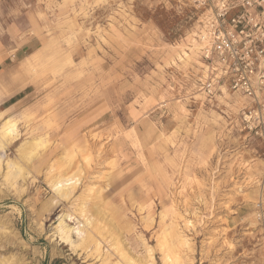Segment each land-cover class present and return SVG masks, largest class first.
<instances>
[{"label":"rangeland","instance_id":"obj_1","mask_svg":"<svg viewBox=\"0 0 264 264\" xmlns=\"http://www.w3.org/2000/svg\"><path fill=\"white\" fill-rule=\"evenodd\" d=\"M202 29L166 0H0L1 45L34 52L0 64V264H264V140L250 99L204 94Z\"/></svg>","mask_w":264,"mask_h":264},{"label":"built area","instance_id":"obj_2","mask_svg":"<svg viewBox=\"0 0 264 264\" xmlns=\"http://www.w3.org/2000/svg\"><path fill=\"white\" fill-rule=\"evenodd\" d=\"M201 12L198 37L208 79L204 94L222 89L251 100L244 121L264 140V0H166Z\"/></svg>","mask_w":264,"mask_h":264},{"label":"crops","instance_id":"obj_3","mask_svg":"<svg viewBox=\"0 0 264 264\" xmlns=\"http://www.w3.org/2000/svg\"><path fill=\"white\" fill-rule=\"evenodd\" d=\"M19 34H10L11 35V39H9L10 42L13 43H9L8 47H5L3 45H1L0 43V64L5 63V61H8L9 59H11V55L9 54L10 51H14V54L18 57H20L22 54L26 55V53L30 52L29 55H32L33 52V46L31 44V41H27L25 43L20 44V39L19 38H25L24 37V31H19ZM7 37H10L9 34H7Z\"/></svg>","mask_w":264,"mask_h":264},{"label":"bare ground","instance_id":"obj_4","mask_svg":"<svg viewBox=\"0 0 264 264\" xmlns=\"http://www.w3.org/2000/svg\"><path fill=\"white\" fill-rule=\"evenodd\" d=\"M7 130V129H6ZM7 136L9 135V136H11V135H13V130L12 129H9L8 128V130L6 131V133H5ZM60 179V178H59ZM79 181H80V179L78 178V177H70V178H62V179H60V180H58V181H56L55 183H54V185H53V190H54V192L57 194V195H60V196H62L65 192H67V191H70V190H74L78 185H79ZM66 224V223H65ZM62 228H64V225H63V227ZM59 232H60V230H58ZM63 231H64V229H63ZM74 231H72V233H73ZM68 234V233H67ZM70 234V233H69ZM78 234V233H77ZM65 235L66 234H64V236L63 237H65ZM86 235V234H85ZM84 235V236H85ZM72 236V235H71ZM62 237V238H63ZM81 237H83V235L81 236ZM87 237H88V235H87ZM166 237H168V236H166ZM67 239H69V238H67ZM89 239V238H88ZM181 239V238H180ZM69 240H71V238L69 239ZM161 240V239H160ZM83 241V240H82ZM81 241V242H82ZM85 242V241H84ZM89 242V241H88ZM162 243V242H161ZM71 244H72V242H71ZM86 244V243H85ZM96 246V245H95ZM99 246H100V244H99ZM98 246V247H99ZM167 246V245H166ZM100 248V247H99ZM98 248V249H99ZM170 248V247H169ZM97 249V247L95 248V250L97 251L98 250ZM152 251V250H151ZM169 251V250H168ZM170 252V251H169ZM168 252V253H169ZM167 254V253H166ZM152 260V259H151ZM166 260H167V258H166ZM169 261V260H168Z\"/></svg>","mask_w":264,"mask_h":264}]
</instances>
